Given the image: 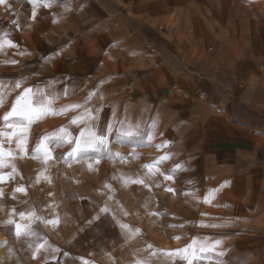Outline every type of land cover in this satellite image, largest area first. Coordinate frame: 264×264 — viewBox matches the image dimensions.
<instances>
[{
    "label": "rangeland",
    "instance_id": "rangeland-1",
    "mask_svg": "<svg viewBox=\"0 0 264 264\" xmlns=\"http://www.w3.org/2000/svg\"><path fill=\"white\" fill-rule=\"evenodd\" d=\"M31 2L0 4V23L8 32L16 30L9 23L16 16L29 25L35 11ZM16 57L15 64L0 63V93L5 99L0 107L3 264H184L162 253L182 249L194 239L222 241L219 250L226 253L221 258L225 264H264V134L258 145L261 152L250 156L260 163H238L231 169L214 163L206 168L198 159L197 138L179 134L163 112L167 105L160 101L157 81H147L138 100L127 78L118 76L117 62L106 55L105 66L87 78L74 77L80 86L65 93L55 86L62 82L41 78L48 81L43 86L41 79L24 76L19 71L24 56ZM189 61L183 54L182 62ZM17 80L24 82L14 89ZM27 87L51 93L58 111L29 126L21 152L16 136L9 135L15 129L7 127L3 117ZM69 105L81 107L61 114L59 110ZM86 109L98 118L97 131L106 122L112 125L107 149L71 156L86 127ZM80 116L85 122L73 125ZM62 129L72 142L57 147L45 139L63 136ZM38 145H47L51 155L38 154ZM18 187L24 191H16ZM16 224L21 225L20 236L15 234ZM29 231L34 234H24ZM39 245L43 247L37 252Z\"/></svg>",
    "mask_w": 264,
    "mask_h": 264
},
{
    "label": "crops",
    "instance_id": "crops-1",
    "mask_svg": "<svg viewBox=\"0 0 264 264\" xmlns=\"http://www.w3.org/2000/svg\"><path fill=\"white\" fill-rule=\"evenodd\" d=\"M31 4L35 19L30 14L29 25L21 15L9 21L16 27L10 28L13 33L0 23L4 39L15 45L4 48L0 63L23 55L19 71L24 76L62 82L55 86L66 93L80 86L74 77L96 73L108 55L138 100L147 81L161 84L159 98L167 105L163 112L179 134L197 138L198 159L206 168L260 163L250 156L261 152L264 134V0ZM2 16L0 11V20ZM183 54L188 63L182 62Z\"/></svg>",
    "mask_w": 264,
    "mask_h": 264
},
{
    "label": "snow or ice",
    "instance_id": "snow-or-ice-1",
    "mask_svg": "<svg viewBox=\"0 0 264 264\" xmlns=\"http://www.w3.org/2000/svg\"><path fill=\"white\" fill-rule=\"evenodd\" d=\"M38 0H32L33 5H36ZM5 0H0V4H4ZM46 6H51L47 4ZM33 19H35V12H33ZM7 36V33H0V52L3 49L8 47H14L12 41L5 40L4 37ZM9 63H17V61L12 60ZM23 80H17L13 88H21L23 84ZM3 81H0V89H3ZM51 97V98H49ZM55 97H52V94L45 91L44 89L37 88H23L20 94L16 97L14 104L11 107V110L8 111L3 120L7 127L15 129V131L9 135L16 136L17 138V147L18 150L23 152L25 151L26 145V137L29 130V126L35 121L47 115H55L57 113V109L53 107ZM5 103L4 95L0 93V107L3 106ZM80 105H69L67 108L59 110L61 114L64 112L79 108ZM100 109H96L98 113ZM87 113V121L85 129L81 130L79 133V138L75 140V147L69 153L71 156H78L80 154H86L89 151H93L96 153H100L107 149L108 144V135L111 133L112 125L105 123V126L100 131L96 129L99 127L95 121L98 119L97 117L93 116L90 109H86ZM81 122H85V117L80 116L74 118L71 123L73 125H78ZM61 131L64 132L63 136H53V137H46L50 143L54 144L55 146H63L66 142H72V137L70 133L67 132L66 129H62ZM131 135V133H127ZM44 158H47L51 155L50 149L47 145L41 147L38 145L36 152L39 154L41 153ZM167 158V157H166ZM91 167V165H90ZM171 178V177H166ZM3 179V177H0ZM143 183V181H139ZM16 191H24L23 188L18 187ZM215 191V190H213ZM21 217H24L25 213L21 212L19 214ZM9 224L12 223L11 220L8 221ZM55 223V222H53ZM122 228H127V225H121ZM215 227V225H213ZM17 236L21 235V225H15ZM25 235L31 236L34 233L29 231L24 233ZM175 239H179V237H175ZM222 241L215 240L210 241L208 239L205 240H196L194 239L189 245L185 246L182 249H175L169 252L162 253L168 257H175L184 262V264H194V262L201 261V260H208L214 262V264H225L224 261L221 260L222 257L226 255L223 251L219 250V246L221 245ZM43 245H39L36 249L38 252ZM137 264H144L143 261H138Z\"/></svg>",
    "mask_w": 264,
    "mask_h": 264
},
{
    "label": "bare ground",
    "instance_id": "bare-ground-1",
    "mask_svg": "<svg viewBox=\"0 0 264 264\" xmlns=\"http://www.w3.org/2000/svg\"><path fill=\"white\" fill-rule=\"evenodd\" d=\"M4 239H5L4 235L0 234V264H3L2 259H1V255H2L1 254V247H2V244L4 242Z\"/></svg>",
    "mask_w": 264,
    "mask_h": 264
}]
</instances>
